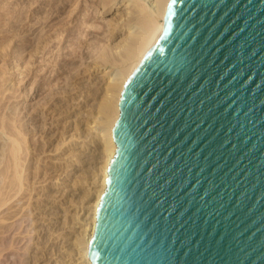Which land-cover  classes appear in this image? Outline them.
Instances as JSON below:
<instances>
[{
    "label": "water",
    "instance_id": "water-1",
    "mask_svg": "<svg viewBox=\"0 0 264 264\" xmlns=\"http://www.w3.org/2000/svg\"><path fill=\"white\" fill-rule=\"evenodd\" d=\"M94 264H264V0H171L127 85Z\"/></svg>",
    "mask_w": 264,
    "mask_h": 264
},
{
    "label": "rangeland",
    "instance_id": "rangeland-1",
    "mask_svg": "<svg viewBox=\"0 0 264 264\" xmlns=\"http://www.w3.org/2000/svg\"><path fill=\"white\" fill-rule=\"evenodd\" d=\"M42 1L43 0H17V1L16 0H0V71L2 72V73L0 72V74L2 76L0 78V99H1L0 100V106H1L0 115L5 120L8 119L9 121L11 118H13V119H11V121H15V123H17V124L20 123L19 125L24 127V130L26 133L25 147L27 149V155L26 154L24 155L23 160H25V156L27 159L24 163L23 173H26V171H28L27 172L28 174L27 173L23 174V176L26 177L25 180L27 179V177L29 178L28 179L29 181L27 180L28 182L23 181L24 184H23L22 190L16 196H13L12 199L9 200V202L7 203L6 206L1 208V210H3V212H5V209H7L6 210L7 214L11 213L10 211L12 210V211H20V214L22 215V213H24L22 216H25L24 221L22 223V227H21V229H18L20 231L16 233V235L14 236L15 239L13 240L15 242V245L19 244L17 246L19 248L21 247L19 249L21 258H16L14 260L7 261L5 263L3 262L2 264H82V263H80L81 260L78 259L79 255L77 254V250L75 251L76 247H75V243H74L75 241L74 240H76L75 238L79 235L80 231L83 230L85 234H88L90 232L89 231L90 230V224H89L90 219L88 220V217H87L88 216V213H87L88 202H87V200L89 199V197H91L92 195L95 194V191L98 189L97 185H99L98 181H100V179L102 178V177H100L101 171H99L100 170L99 167L102 166V160L103 159H101V158L104 157L103 156L104 155L103 154V151H104L103 141L99 137L100 132L96 131V130H99L98 126H96L95 123H93V125L92 124L87 125V123H86L87 122L86 118H88V117H89V119L91 118L90 115L88 116V114L90 113L89 110L93 109L92 108V107H94L93 105H95V107H96L95 103H96L97 97L94 95L92 96L91 93L85 92V91H84L85 93L83 92L81 95H80V93H79V95L77 93V97L81 96L80 97L81 99L78 98V100H75V103L77 101H79V105H77V104L74 105V103H69V102H68L69 104L67 102H66V104H64L63 102H61V103H57L58 105H52L51 107H54V108H49V110H47V112H45L47 108L44 105V102H45L44 95L46 97L49 94L48 91H50V89H52V88H53V90L58 89L57 86L59 85L58 83L61 82V79H59L60 80V82H59L58 79H55V78H57L56 76L59 73L60 65L62 64L61 66L65 67L66 64L64 63V61H66L68 59L70 60L72 57L68 56V55H70L69 52H71L70 46H68L69 45V43H68L69 38L62 39V41L59 44L58 43L59 37L56 38V40L58 39L57 41L54 40L55 39V37H54L52 44H50V46L48 45V47L46 46L47 48H49V50L47 48L43 49L42 47H40V45L42 46V44H39L37 42V40L35 38L36 35H38L37 33L43 31L42 29H44V28H42V27H44L47 24L49 19L55 18V21L58 18L61 19V17L55 16V14H56L55 11H54V13H52L53 12L52 10H54V8H51V7H50V9H49V7H46L45 10H43V12H45V13H40V14L38 13V14H35L33 16L31 15V18H33V19H28L29 15H30V11H33L34 9H36L41 4L40 2H42ZM70 1L72 4H74V2H75L73 0H70ZM52 3L54 5H58L61 2H60V0H52ZM77 6L80 7L79 2H78V4L76 2L74 4V7H72V8L69 7L70 10L69 9L67 10L69 13L66 11L67 13L65 12L66 14H63L64 17L62 16L63 17L62 20H60V19H58V20L60 22L69 23V26H71V24H72L71 22H73V21L76 22V19H75L76 17H74L73 13L71 14V11L76 10L78 8ZM74 13H75V11H74ZM49 14H50V16H49ZM67 14H68V16H67ZM79 14H77V18L80 17L81 14L80 15ZM17 18H18V21L20 19L21 20L18 22ZM45 19H47L48 21L46 22ZM75 22H73V23H75ZM13 23L14 24L16 23L15 25H16L17 29L15 26L14 27L12 26V25H14ZM62 25H63V23H62ZM62 25H61V23H59L58 25H55V27H54L55 31L53 30L52 33L48 34V36L51 35L53 38V33L60 30ZM59 27H60V29H59ZM12 28H15V29L12 30ZM25 30L28 32H26ZM14 31L17 32V34ZM12 32L14 34H16L19 39ZM44 32H45V30H44ZM42 34H44L45 37L47 35V33L46 34L42 33ZM13 37H14V40L12 39ZM29 37H31L32 39H35L39 46H37V44H35L36 42H34V40H33V44H35V45H33L32 47L25 44V40ZM64 40L66 42H63ZM20 42H21V44H20ZM55 42H57V44ZM53 44H55L56 46L58 45V46L56 47ZM51 45L55 49L52 48ZM62 45L64 47H62ZM33 47H38V49L42 48L43 51H41V49L36 50V48H35V50H32V49H34ZM65 47H67L68 49L65 50L64 49ZM28 48H29V51H28ZM69 49H70V51H69ZM22 51H24V52H22ZM39 52L42 54V57L44 56L43 58L41 57V54H39ZM47 52H48V54H47ZM49 52H51V53H49ZM85 52H87V49H85ZM31 53H33L34 56ZM8 56H9V58H8ZM61 57L63 59H61ZM64 58H65V60H64ZM54 59H56V60L54 61ZM59 60L61 61V64L56 65V62H59ZM62 61H63V63H62ZM53 62H55V63H53ZM3 64H5V65H3ZM45 64L48 66L46 67ZM29 65H31V66H29ZM13 66H15L17 68H15ZM10 67H11V69H10ZM21 67H22V70H21ZM9 69L11 71H9ZM12 69H13V71H12ZM64 69H66V67ZM37 70H38V72H37ZM6 71H9V72H6ZM18 71H21V72H18ZM27 72H29V73L27 74ZM26 75H29V76H26ZM11 79H12V83H10ZM53 79H55V80H53ZM6 80H7V82H6ZM16 80L17 81L20 80L19 81L20 83L18 82V84H17ZM21 80H23V81H21ZM15 81H16V83H15ZM50 81H52L53 84ZM97 81L98 80H95V82H97ZM13 82H14V84H17V88L14 87L15 85L14 86L11 85V84H13ZM30 82L34 83V86H33L32 91L28 93V96H26V89L27 88L29 89L30 86L32 85V84H30ZM49 83L51 84L52 88L50 86L49 87L47 86ZM54 83H56L58 85L56 86V84H54ZM85 83H88V82H85ZM36 84H38V85H36ZM53 85H55V86H53ZM46 86L49 88V90ZM1 90H2V92H1ZM39 91H42V93ZM86 94H87V97H85ZM10 96H12V97H10ZM41 96H43V97H41ZM43 98H44V100H43ZM91 100H92V103H91ZM99 100H100V98H99ZM4 102H5V105H3ZM84 102H86L87 104L85 103L86 104L85 105ZM88 103H91V104H88ZM39 105H42V106H39ZM68 105H72V108H71V106H68ZM87 105H88V108L86 107ZM89 105H92V106L90 107ZM24 106H25V108H24ZM11 107H14L15 110H13V108H11ZM2 109H3V112H2ZM53 110H54V112H53ZM65 112H66V114H65ZM14 114H17V115L14 116ZM48 114H49V116H48ZM41 115L43 116V119H42ZM5 117H7V118H5ZM30 118L31 119L33 118V120L34 119H36V120L33 121ZM37 119H38V121H37ZM66 120H68V121L66 122ZM69 120H70V122H69ZM41 121H43V123ZM39 125H41V126H39ZM87 126H89V128L92 130L91 133H90L91 130ZM58 127H60V128H58ZM87 129L90 130L89 133H86ZM94 130L96 133L94 132ZM57 131H59V132H57ZM29 132H30V134H29ZM75 132H77V133H75ZM81 132H83V133H81ZM97 132H99V133H97ZM94 133H95V135H93ZM85 134L87 135V137L85 136ZM96 135L98 137H96ZM2 137H4V138H2ZM61 137L63 140L61 139ZM75 137H77V138H75ZM65 138L68 141H66ZM0 139H1L0 140V142H1L0 143V158L1 159L3 158L2 159L3 161L0 159V161H1L0 162V168H2L8 159L7 156L5 157V155H7V153H8L7 143H9V141H10L9 134L6 132V130L0 129ZM70 139H72V140H70ZM62 146H64V147H62ZM56 147L58 148V150ZM3 148H5V150ZM38 165H40V166H38ZM31 168H32V170H31ZM97 169H99V170H97ZM46 172H47V174H46ZM97 174H98V176H96ZM56 177H58V178H56ZM95 183H96V185H95ZM26 184H27V186H25ZM24 188H26V189L24 190ZM27 189H28V191H27ZM30 189H31V191H30ZM81 198H83V200ZM18 200H20V201L18 204H16ZM12 203L15 205H12ZM28 204H30V205H28ZM80 204H81V206H80ZM18 205H20V206H18ZM16 208H18L19 210H16ZM25 208H27V209H25ZM28 210L29 211L31 210V211L29 212ZM85 215H87L86 216L87 218L85 217ZM82 217H83V219H82ZM85 219L89 222H87ZM83 220L85 222H83ZM23 230H25V231H23ZM31 230H32V232H31ZM21 231H23V233ZM24 232H25V234H24ZM76 232H78V233H76ZM75 234H77V235H75ZM25 236H26V238H25ZM27 241H29V242H27ZM36 252H37V254H36ZM37 256H38V258H36ZM31 258L33 261L30 260ZM36 262H38V263H36Z\"/></svg>",
    "mask_w": 264,
    "mask_h": 264
},
{
    "label": "bare ground",
    "instance_id": "bare-ground-1",
    "mask_svg": "<svg viewBox=\"0 0 264 264\" xmlns=\"http://www.w3.org/2000/svg\"><path fill=\"white\" fill-rule=\"evenodd\" d=\"M73 1H75L74 4L76 2H77V4H78V2L80 3V7L77 6L78 8L76 10L71 11V14L73 13L74 17H76L75 18L76 22L73 21L75 23L71 22L72 24H71V26H69V23L60 22L58 20L60 18H58V19L56 18L58 21L57 20L55 21V18H51V19L48 18L49 21L47 19H45L46 22L47 21L48 22L44 27H42V28H44V29H42L43 31H41V30L40 31L42 33H45V34L47 33L46 37L44 36V34L39 32V33H37L38 35H36L35 38L39 44H42V46L40 45V47H42L43 49H46L48 47V45L50 46V44H52L54 37H55V39H54L55 41H57L59 39V41H58L59 44L62 41V39L69 38V40H68L69 42L68 41L67 42L69 43L68 46H70V49H71V52H69L70 55H68V54L67 55L69 57H72V58L70 60L68 59L66 61H64L65 60V58H64V60H63L64 63L66 64L65 65L66 69H64L65 67L61 66L62 64H61L60 60H59V62H56V65H59V64H61V65L59 68V73L56 76L57 78H55V79H58L59 82H60L59 79H61V82L58 83L59 85L54 83V84H56V86L58 85L57 90H53L50 83L47 85L48 87L50 86L52 89H50V91H48L49 94L48 95L46 94L47 95L46 97L44 95V98H45L44 105L47 108L45 112H47V110H49V108H54V107H51L52 105H58L57 103H61V102H63L64 104H66V102L67 103L69 102V103H74V105H76V104L79 105V101H77L75 103V100H78V98L81 97V96L77 97V93H78V95H79V93L81 95L85 91V92L91 93L92 96L94 95L97 97V98L95 97L96 103L94 102L96 104V107H95V105H93L94 106V107H92L93 109L89 110L91 114L89 113L88 116L90 115L91 118L90 119H89V117L86 118L87 119L86 123H87V125H90V124L93 125V123H95L96 126H98L99 130H96V131L100 132V133L99 132H97V133H99V137L103 141L104 151L103 150L102 151H103L104 157L101 158L103 160H102V166L99 167L100 170L97 169V170L101 171L100 177H102V178L100 179V181H98L99 185H97L98 189L96 188L97 190L95 191V194L91 196L92 198L91 197H89V199L87 198L88 199L87 200V202H88V210H87L88 216L85 215V217L87 216L88 220L90 219V222L87 221L86 219L85 220L87 222H89V224H90V230H89L90 232L88 234H85L83 230L82 231L79 230L80 231L79 235L75 238L76 240H74L75 241L74 242L75 247H76L75 251L77 250V254L79 255L78 259L81 260L80 263H82V264H94V263H92V261L90 259V245H91V241H92V238L94 236L95 229H96L99 206L102 202L103 195H104L106 188H107V181L109 178L110 166H111V163H112V161L115 157V154H116L117 146H116V143L114 141L113 131H114V127H115L116 122H117L119 115H120L121 98H122V95H123L127 85L129 84V82L132 79L133 75L135 74L138 66L140 65L141 61L144 59L145 55L147 54V52L149 51L151 46L155 43V41L157 40L159 35L162 33V31L164 29L165 17H166L167 11H168V7L171 3V0H73ZM60 2L61 3H59L58 5H54L52 3V0H43L42 2H40L41 4L36 9H34L33 11H30L29 18L27 17L28 15L26 17L28 19H33V18H31V15L33 16V15L38 14V13L39 14L45 13V12H43V10H45L46 7H49V9L51 7V8H54V10H52L53 12L52 11L51 12L54 13V11H55V13H56L55 16L61 17L60 20H62V18L64 17L63 14H66L68 12L67 11L68 9L70 10V8L74 7V4H72L70 0H60ZM74 11H75V13H74ZM77 14L80 15L79 18H77ZM49 16H50V14H49ZM67 16H68V14H67ZM17 21H18V18H17ZM59 23H61V25L63 23V25L61 26V29L59 27L60 30L53 33V38L51 35L48 36V34L52 33V31L54 30L55 25H58ZM15 24L12 26L16 27ZM13 29H15V28H12V30ZM16 29H17V27H16ZM44 30H45V32H44ZM26 32H28V31H26ZM15 33L17 34V32H15ZM16 34H14V35L17 37ZM56 38H58V39L56 40ZM12 39L14 40V37ZM33 40H34V42H36L35 39H32L31 37H29L25 40V44L32 47L33 45L37 44V42L35 44H33ZM63 42H66V41L64 40ZM55 43L57 44V42H55ZM20 44H21V42H20ZM53 45H55V44H53ZM37 46H39V45L37 44ZM51 47H52V45H51ZM62 47H64V46L62 45ZM33 48L34 49H32V50H35V48H36V50L41 49V51H43L42 48H40V49H38V47H33ZM52 48H54V47H52ZM47 49L49 50V48H47ZM64 49L66 50L68 48L65 47ZM70 49H69V51H70ZM85 49H87V52H85ZM28 51H29V48H28ZM22 52H24V51H22ZM51 52H49V53H51ZM31 54H33V53H31ZM39 54H41V53L39 52ZM47 54H48V52H47ZM33 56H34V54H33ZM41 57H42V54H41ZM8 58H9V56H8ZM56 59H54V61ZM61 59H63V58L61 57ZM63 61H62V63H63ZM53 63H55V62H53ZM3 65H5V64H3ZM29 66H31V65H29ZM47 66L48 65H46V67ZM13 67H15V66H13ZM15 68H17V67H15ZM10 69H11V67H10ZM10 69H9V71H11ZM13 69H12V71H13ZM21 70H22V67H21ZM9 71H6V72H9ZM18 72H21V71H18ZM37 72H38V70H37ZM28 73L29 72H27V74ZM26 76H29V75H26ZM1 77L2 76L0 74V78ZM55 79H53V80H55ZM94 79L98 80V81L95 82ZM16 81H15V83H16ZM19 81H17V84ZM21 81H23V80H21ZM6 82H7V80H6ZM50 82H52V81H50ZM85 82H88V83H85ZM10 83H12V79H11ZM17 84H14V82H13V84H11V85L12 86L15 85L14 87L17 88ZM30 84H32V85L30 86L29 89L28 88L26 89V96H28V93L31 92L33 89L34 83L30 82ZM52 84H53V82H52ZM36 85H38V84H36ZM53 86H55V85H53ZM48 90H49V88H48ZM1 92H2V90H1ZM39 92L42 93V91H39ZM10 97H12V96H10ZM41 97H43V96H41ZM85 97H87V94ZM44 98H43V100H44ZM99 98H100V100H99ZM85 103L86 102H84V104ZM91 103H92V100H91ZM91 103H88V104H91ZM3 105H5V102ZM72 105H68V106H71V108H72ZM39 106H42V105H39ZM89 106L91 107L92 105H89ZM86 107L88 108V105ZM0 108H1V106H0ZM11 108H13V110H15L14 107H11ZM24 108H25V106H24ZM2 112H3V109H2ZM53 112H54V110H53ZM65 114H66V112H65ZM15 115H17V114H14V116ZM48 116H49V114H48ZM0 117H1V115H0ZM41 117L43 119L42 115H41ZM5 118H7V117H5ZM11 119H13V118H11ZM11 119L9 121L8 119L5 120L3 117L0 118V129L6 130V132L9 134V137H10V141H9V143H7L8 146L5 144L8 148V153H7V155H5V157L7 156L8 159L5 162V165L2 168H0V210L2 207L7 205V203L9 202V200L12 199L13 196H16L22 190L24 182L29 179L27 177V179L25 180L26 177L23 176V174H26L28 172V171H26V173H23L24 163L27 159L25 156V160H23L24 155L25 154L27 155V149L25 147L26 133H25L24 127L19 125L20 123L17 124V123H15V121H11ZM31 120H33V118ZM34 120H36V119H34ZM37 121H38V119H37ZM67 121L68 120H66V122ZM41 122L43 123V121H41ZM69 122H70V120H69ZM39 126H41V125H39ZM87 127L89 128V126H87ZM58 128H60V127H58ZM90 130L87 129L88 132L86 131V133H89ZM57 132H59V131H57ZM77 132H75V133H77ZM83 132H81V133H83ZM91 132H92V130L90 131V133ZM94 132H95V130H94ZM95 133L93 135H95ZM29 134H30V132H29ZM85 136L87 137L86 134H85ZM96 137H98V136L96 135ZM2 138H4V137H2ZM75 138H77V137H75ZM61 139H62V137H61ZM65 140L68 141L66 138H65ZM70 140H72V139H70ZM62 147H64V146H62ZM3 149L5 150V148H3ZM57 150H58V148H57ZM38 166H40V165H38ZM31 170H32V168H31ZM46 174H47V172H46ZM96 176H98V174ZM56 178H58V177H56ZM95 185H96V183H95ZM25 186H27V184ZM25 189L26 188H24V190ZM31 189H30V191H31ZM27 191H28V189H27ZM81 199L83 200V198H81ZM19 201L20 200H18L16 204H18ZM13 203H12V205H15ZM28 205H30V204H28ZM18 206H20V205H18ZM80 206H81V204H80ZM18 208H16V210H19ZM25 209H27V208H25ZM6 210L7 209H5V212H3V210L0 211V264H2L3 262L5 263L7 261L14 260L16 258H21L20 252H19L20 251L19 249L21 247L19 248L17 246L19 244L15 245V242L13 240L15 239L14 236L16 235V233L20 231L18 229H21L25 216H22L24 213H22V215H21L20 211H12V210L10 211L11 213L7 214ZM82 219H83V217H82ZM83 222H85V221L83 220ZM23 231H25V230H23ZM23 231H21V232L23 233ZM31 232H32V230H31ZM76 233H78V232H76ZM24 234H25V232H24ZM75 235H77V234H75ZM25 238H26V236H25ZM27 242H29V241H27ZM36 254H37V252H36ZM36 258H38V256ZM30 260H32V258ZM36 263H38V262H36Z\"/></svg>",
    "mask_w": 264,
    "mask_h": 264
}]
</instances>
